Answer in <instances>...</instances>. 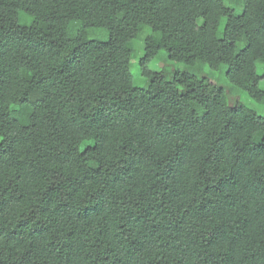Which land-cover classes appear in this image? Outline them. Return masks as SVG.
<instances>
[{"label":"trees","instance_id":"16d2710c","mask_svg":"<svg viewBox=\"0 0 264 264\" xmlns=\"http://www.w3.org/2000/svg\"><path fill=\"white\" fill-rule=\"evenodd\" d=\"M204 67L263 99L264 0H0V264H264V116Z\"/></svg>","mask_w":264,"mask_h":264},{"label":"rangeland","instance_id":"374dc122","mask_svg":"<svg viewBox=\"0 0 264 264\" xmlns=\"http://www.w3.org/2000/svg\"><path fill=\"white\" fill-rule=\"evenodd\" d=\"M132 47L133 52L129 63V69L133 76L135 86L142 87L145 85L146 79L141 76L138 64V60L142 55L141 41L137 38L134 39L132 41ZM148 68L152 71H160L163 69L167 78L175 69H187L183 63L169 60L164 50L158 51L156 56L148 63ZM262 68V64L258 63L256 66L257 72L261 74ZM203 72H207L211 80L218 83L222 88L228 104H233L235 101H238L264 116V97L261 101H257L247 96L242 89L234 87L226 80L224 67H221L218 71H209L204 67ZM259 87L264 90V78L260 80Z\"/></svg>","mask_w":264,"mask_h":264}]
</instances>
